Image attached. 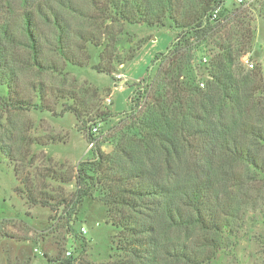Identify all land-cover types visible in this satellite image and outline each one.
Wrapping results in <instances>:
<instances>
[{"label":"trees","instance_id":"trees-1","mask_svg":"<svg viewBox=\"0 0 264 264\" xmlns=\"http://www.w3.org/2000/svg\"><path fill=\"white\" fill-rule=\"evenodd\" d=\"M223 4L0 0V105L5 109L25 107L18 83L24 68H57L44 61L41 21L53 26L55 49L68 64L82 63L69 50L73 34L82 50L88 43L101 47L94 67L110 74L132 60L145 41L123 56L118 53L124 24L164 26L170 19L178 29L167 51L155 56V74L136 84L131 111L111 129L112 152H105L92 132L96 121L87 135L88 142L96 140L92 157L79 162L75 175L53 167L36 173L67 185L75 179L71 199L40 192L26 177L16 187L29 203L52 209L70 207L74 199L104 203L107 223L119 231L122 254L115 264H210L219 253L235 249L232 239L239 240L247 215L259 212L264 203L263 72L257 66L246 69L241 62L251 50L252 22L264 16V0L227 14L221 11ZM61 9L81 18L85 26L72 33ZM59 97L76 99L74 93L61 92ZM66 111L86 122V114L77 108ZM96 116L105 120L111 114ZM57 261L75 264L76 258L49 260Z\"/></svg>","mask_w":264,"mask_h":264},{"label":"rangeland","instance_id":"rangeland-1","mask_svg":"<svg viewBox=\"0 0 264 264\" xmlns=\"http://www.w3.org/2000/svg\"><path fill=\"white\" fill-rule=\"evenodd\" d=\"M254 1L245 0L239 4L236 0H224L221 11L227 14ZM61 12L72 33L75 28L85 26V21L67 9ZM252 28L251 50L246 54L255 67H261L264 80V16H256ZM177 33L170 19L164 26L124 24V32L117 42L118 53L123 56L142 39L145 41L132 60L118 64L116 72L110 74L94 67L99 62L101 47L88 43L82 50L73 34L69 50L75 51L82 63L68 64L55 49L53 26L40 22L44 61L56 64L57 68L43 71L34 66L24 68L18 83L19 97L24 100L25 107L5 109L0 105V264H62L49 260L66 258L70 256L68 251L76 258L75 264L117 263L122 254L118 249L119 231L107 223L104 203L91 198L83 202L74 199L70 207L62 205L52 209L29 203L16 192V187L22 183L20 179L26 177L40 192L55 196L64 194L71 199L76 190L75 179L67 185L51 177H37L36 173L53 167L75 175L79 162L92 157L93 148L89 147L87 135L96 121H100L96 136L101 148L112 152L113 144L108 141L111 129L131 111L136 84L148 74H155V56L167 51ZM118 74L124 77L119 78ZM144 85L142 82L141 86ZM2 90L0 87V92ZM112 91L113 102L106 105L105 98ZM61 92L74 93L76 99L59 97ZM69 106L86 114V122L80 121L73 111H66ZM102 111L111 116L105 120L98 118L96 113ZM38 141L47 144L40 145ZM15 167L20 170L19 176ZM262 219L264 203L259 212L247 215L239 240L232 239L236 242L235 249L219 253L210 264H264Z\"/></svg>","mask_w":264,"mask_h":264},{"label":"built area","instance_id":"built-area-1","mask_svg":"<svg viewBox=\"0 0 264 264\" xmlns=\"http://www.w3.org/2000/svg\"><path fill=\"white\" fill-rule=\"evenodd\" d=\"M236 1H237L239 4H242V3L245 2V0H236ZM218 14H219V9H216V10L214 11L213 15L216 17ZM242 63H243L246 67H248V68H254V66H255L254 61H252V60L250 59V57H249L248 54H244V55L242 56ZM118 77H119V78H122V77H124V76H122V74H118ZM121 80H122V79H121ZM123 81H124V80H123ZM200 86H201V87H205V81H202V80H201V81H200ZM112 102H113V91H112V92H111V93L105 98V103H106V105H111ZM99 129H100V123H99V122H98V123H94L93 126H92V132L98 134ZM95 142H96V140L90 141V142H89V147H90V148H93L94 145H95ZM81 230H82L83 232H85L84 227H82ZM67 253H68V255H72V252H70V251H68Z\"/></svg>","mask_w":264,"mask_h":264}]
</instances>
